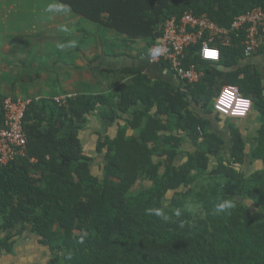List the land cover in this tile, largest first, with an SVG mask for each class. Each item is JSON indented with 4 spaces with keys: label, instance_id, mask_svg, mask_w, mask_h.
I'll return each mask as SVG.
<instances>
[{
    "label": "trees",
    "instance_id": "trees-1",
    "mask_svg": "<svg viewBox=\"0 0 264 264\" xmlns=\"http://www.w3.org/2000/svg\"><path fill=\"white\" fill-rule=\"evenodd\" d=\"M55 1L125 44L144 42L145 56L171 17L206 15L227 30L247 10L264 11V0ZM243 40V31L227 46L216 39V66L201 60L200 46L191 49L186 65L203 73L195 84L124 68L108 93L71 95L64 104L32 98L25 155L0 166V255H13L16 239L28 235L50 253L48 264H264V62L245 58ZM224 86L252 102V150L237 120H224L227 146L216 131L214 98ZM89 116L116 126L92 147L98 174L80 140ZM186 139L192 151H182ZM246 164L255 170L246 174ZM224 200L234 207L214 214Z\"/></svg>",
    "mask_w": 264,
    "mask_h": 264
},
{
    "label": "crops",
    "instance_id": "crops-1",
    "mask_svg": "<svg viewBox=\"0 0 264 264\" xmlns=\"http://www.w3.org/2000/svg\"><path fill=\"white\" fill-rule=\"evenodd\" d=\"M56 3L60 5L49 0H0V95L47 98L108 93L119 78L116 73L124 68L139 69L151 79L176 84V76L167 67L147 62L144 42L114 44L110 31L106 37L86 34L83 18L59 10L63 7ZM250 62L262 66L264 57L251 58ZM251 121L243 127L236 125L250 150L255 147L259 128L256 115ZM115 131L116 126L107 127L104 121L89 116L80 140L89 150L97 135L114 137ZM192 150L186 139L182 151Z\"/></svg>",
    "mask_w": 264,
    "mask_h": 264
},
{
    "label": "built area",
    "instance_id": "built-area-1",
    "mask_svg": "<svg viewBox=\"0 0 264 264\" xmlns=\"http://www.w3.org/2000/svg\"><path fill=\"white\" fill-rule=\"evenodd\" d=\"M244 32V40L241 45L244 49V56L251 59L259 50H264V11L254 7L243 14L236 16L230 28L221 29L206 15L196 16L192 12H185L180 17L167 19L162 27L161 36L147 50L145 56L151 65H166L174 73L177 80L189 84H195L203 77L194 64L186 65L188 52L199 47L197 55L201 60L217 64L220 60V53L212 44L219 39L223 45L230 43V34ZM159 49V55L153 57L152 52ZM216 51V59H205V50ZM225 92H231L232 98L229 102ZM71 95L54 97L58 104H64ZM243 97L236 87L224 86L214 98V110L219 115L242 120L251 113L252 102L243 115L237 114L236 103ZM224 100V103H221ZM249 100V99H248ZM32 98L6 96L2 103L3 122L0 124V166H6L17 157L24 156L26 151V136L22 123L28 105ZM251 101V100H250Z\"/></svg>",
    "mask_w": 264,
    "mask_h": 264
},
{
    "label": "rangeland",
    "instance_id": "rangeland-1",
    "mask_svg": "<svg viewBox=\"0 0 264 264\" xmlns=\"http://www.w3.org/2000/svg\"><path fill=\"white\" fill-rule=\"evenodd\" d=\"M51 2H57L54 0H49ZM57 4V3H56ZM58 5V4H57ZM60 6V5H58ZM84 22V31H86V34H91L99 37H106L108 35L107 30H97V28L94 27L90 22L83 19ZM111 41L116 43H122L121 37H118L117 35H114V39L111 38ZM255 114L251 112L247 119L244 121H235L232 119V122L235 121V124L239 125L240 127H243L245 124H251V118ZM221 118V121H214L213 124L215 128L219 129L220 132H222L224 139L227 141L229 138V134L227 132V128L225 126L224 120L225 117L219 115ZM227 137H226V135ZM228 145V144H227ZM226 145V146H227ZM88 154L95 156V163L92 164L91 168L93 169L95 174H98L100 171V159H98V156L94 153L92 149L87 150ZM243 171L246 174H249L253 172L256 168L254 165L246 164L243 166ZM171 197V195H168V199ZM192 210V209H191ZM196 211V209H193ZM50 253L47 251L46 248L38 245L35 240L30 236H21L16 239L13 255L7 256V255H0V264H48L50 260Z\"/></svg>",
    "mask_w": 264,
    "mask_h": 264
},
{
    "label": "clouds",
    "instance_id": "clouds-1",
    "mask_svg": "<svg viewBox=\"0 0 264 264\" xmlns=\"http://www.w3.org/2000/svg\"><path fill=\"white\" fill-rule=\"evenodd\" d=\"M49 11L52 10V7L49 6ZM63 11H68V9H59ZM62 30H67V29H62ZM71 46H75V43L72 42ZM60 48L65 47V45H59ZM159 49H156L152 52L153 57L159 55ZM218 57V53L216 51H210V50H205L204 51V58L205 59H216ZM225 96L228 98L229 102L232 98V93L231 92H225ZM224 100H221V103H224ZM251 101L248 99H239L236 103V109H237V114L243 115L244 112L248 109ZM234 207L233 203L230 200H224L215 206V213L214 214H220L223 213L226 209H230ZM157 215H161V213L157 210L156 212ZM176 215H179V211H177Z\"/></svg>",
    "mask_w": 264,
    "mask_h": 264
},
{
    "label": "water",
    "instance_id": "water-1",
    "mask_svg": "<svg viewBox=\"0 0 264 264\" xmlns=\"http://www.w3.org/2000/svg\"><path fill=\"white\" fill-rule=\"evenodd\" d=\"M215 66H216V64H214ZM219 70H222V71H224V72H228V71H230V69H224V68H222V67H220V66H218L217 67Z\"/></svg>",
    "mask_w": 264,
    "mask_h": 264
}]
</instances>
